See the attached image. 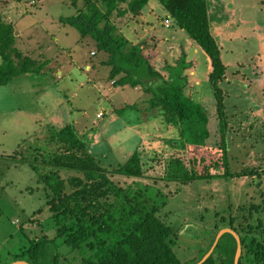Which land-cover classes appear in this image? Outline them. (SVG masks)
<instances>
[{"label":"trees","instance_id":"obj_1","mask_svg":"<svg viewBox=\"0 0 264 264\" xmlns=\"http://www.w3.org/2000/svg\"><path fill=\"white\" fill-rule=\"evenodd\" d=\"M148 1L84 0V5L77 7L72 0L77 12L59 17L58 21L74 27L81 39L91 37L96 45L93 54H103L100 64L108 68V78L114 80L113 85L139 86L148 95L146 111L158 109L164 122L177 130L178 136L170 137L168 146L159 150L149 147V142H139L123 163L111 167L103 165L89 152L87 141L74 125L69 123L61 128L48 125L44 136L37 137L35 143L15 149L12 154L1 155L0 161L10 159L26 163L34 172L37 186L26 189L43 191L54 234L48 236L38 219H30L38 223L40 235L37 230L32 238L24 233L27 244L17 251L7 250L0 264L15 261L29 264H184L173 249L178 229L173 230L165 223L160 213L170 196L157 183L188 185L196 180L255 175L260 178L264 174V170L254 167L239 171L230 167L226 137L229 122L225 93L219 86L225 78L226 66L221 48L210 31L206 0L158 1L166 12L163 20L183 30L209 58L206 82L215 100L218 118L220 141L216 148L205 143L209 137L208 112L187 90L185 70L190 62L186 61L183 49L174 64L165 60L163 67L157 68L153 63L155 38L149 36L132 42L117 31L114 16L126 13L138 16ZM15 37L14 24L0 17V86L20 76L39 74L42 69L34 58L15 48ZM133 107V104H126L114 111L121 114L124 109ZM202 150L214 153L209 155ZM3 172L0 169V176ZM3 186L0 184V193ZM232 208V203L228 202L223 211L215 212L207 249L191 264L206 255L224 227L239 237L241 253L236 264H264V197L247 206L236 204ZM61 244L69 247L68 253L56 252ZM236 249L234 235L224 232L200 264H234ZM71 252L78 256H71Z\"/></svg>","mask_w":264,"mask_h":264},{"label":"rangeland","instance_id":"obj_2","mask_svg":"<svg viewBox=\"0 0 264 264\" xmlns=\"http://www.w3.org/2000/svg\"><path fill=\"white\" fill-rule=\"evenodd\" d=\"M152 4L156 8L151 9ZM206 4L210 30L223 45L220 52L228 73L219 86L226 92L230 167L234 171L244 167L262 171L264 69L256 79L255 71L260 62L264 63V0H206ZM75 5L82 7L84 0H75ZM76 6L72 0H0L1 20L14 24L15 48L42 65L39 74L20 76L0 86V158L35 143L37 137L44 136L48 125L57 128L69 123L74 125L87 141L89 152L103 165L111 167L123 163L139 142H149V147L159 150L168 146L170 137L178 136L177 130L164 122L158 109L146 111L148 97L145 96L148 95L142 97L141 88L119 87L111 94L113 84L109 83L108 68L100 66L103 54H93L95 41L91 37L81 39L74 27L58 21L59 17L74 15ZM165 15L158 0H149L138 16L126 13L114 16L113 22L117 31L132 42L155 36L159 54L154 63L161 65L164 59L173 61L182 48L178 43L182 40H176L179 33L174 32L178 28L171 22L166 23ZM164 35H170V40H163ZM202 56H197V63L203 64ZM89 65L94 67L88 69ZM104 81L99 89L98 84ZM199 87L200 101L208 112L209 137L205 143L216 148L220 138L215 100L208 95V86L200 84ZM126 104L134 107L124 109L121 114L113 112ZM0 169L4 171L0 176V184L4 185L0 193V260H3L7 250L17 251L27 244L26 234L32 238L33 232H38V223L30 219H38L50 237L54 230L43 191L26 189L37 186L29 166L7 159L0 161ZM157 184L170 196L160 213L165 223L173 230L178 229L173 249L184 264L197 261L206 251L212 238L215 212L223 211L228 202L235 208L236 204L247 206L264 197V174L260 178L255 175L196 180L188 185ZM37 209L40 211L36 213ZM227 229L230 228L221 230ZM214 242L206 255L212 251ZM68 251L69 247L64 244L56 249L62 255ZM71 253L78 256L76 252ZM67 259L72 258L67 256Z\"/></svg>","mask_w":264,"mask_h":264},{"label":"crops","instance_id":"obj_3","mask_svg":"<svg viewBox=\"0 0 264 264\" xmlns=\"http://www.w3.org/2000/svg\"><path fill=\"white\" fill-rule=\"evenodd\" d=\"M154 8H156V4H154V5L152 4L151 9H154ZM147 14H149V11L147 12ZM209 18H210V12L208 14V21H209V24H210ZM174 32H178L179 33L178 35L176 34L178 36V38L176 40H182V42L181 41L178 42L179 43V46L182 47L181 49H183V51L185 53V59H186V61H189L190 62V66L185 70V73H186L187 79H188L187 90H188L189 93H191L193 96H195L198 100H201V96H200L201 90H200L199 85L200 84H205V86L207 87V85H206L207 84V82H206L207 81V75H208V72L210 70V61H209V58L206 56V54L200 49V47L196 43H194L192 40H190L188 38V36L183 32V30H181V29L178 28V31H174ZM164 37H165V39H163V40H166V41H169L170 40V35H167V36L164 35ZM153 38H155V36H153ZM217 42L219 43L220 48H221L223 46L222 43L220 42V40H218ZM158 45H159V42H156V50H157ZM180 53H179V55H180ZM154 54H155V56H154V60H155V57L159 54V52L155 51ZM220 54H221V58H222V53L220 52ZM199 55H203L202 57H204L203 58V64H199V63L196 62L197 56H199ZM177 57H175L173 61H171V62L169 61V63L174 64L175 59ZM154 60H153V63H154ZM165 60L168 61L167 59H164L162 61V64L161 65H156L157 68H162L163 65H164ZM206 61H209V63L206 62ZM242 65L243 64H240V66H242ZM259 65H258V69H257L258 71L255 69L256 70L255 71V73H256L255 79L256 78H259V76L257 75L259 72H260V74L263 73L264 63H261L260 62ZM90 66H92V65H89L88 66V69L90 68ZM100 66H103V65L100 64ZM93 67L94 66H92V68ZM226 69H227V67H226ZM237 71L238 70H236V72ZM59 74H61V72H59ZM227 75H228V73H227V71H225V78H224V80H226ZM200 79H201V82H199ZM113 81L114 80H110L109 83L112 85L113 84ZM104 83H105V81L102 82V84H98L99 89H100V86L101 85H104ZM96 85L97 84L94 83V86H96ZM119 87L124 88V87H127V85H124V86H114L113 85L112 86V89L113 90H112V93L111 94L117 92L118 89H119ZM135 88H136V90L140 89L139 86L138 87H135ZM261 88L263 89V92H264V83L261 85ZM206 89L208 90V95H210L211 94V91L208 88H206ZM141 93H142L141 94L142 97H143V95H147L143 91H141ZM100 96H103L104 97V101L107 100L104 95L100 94ZM139 96H140V94H139ZM225 96H226V92H225ZM145 97H148V96H145ZM260 105H263V104L260 103ZM121 106L122 105H119L118 107H121ZM113 112H115V111L113 110Z\"/></svg>","mask_w":264,"mask_h":264},{"label":"water","instance_id":"obj_4","mask_svg":"<svg viewBox=\"0 0 264 264\" xmlns=\"http://www.w3.org/2000/svg\"><path fill=\"white\" fill-rule=\"evenodd\" d=\"M231 232L233 235H234V237H235V239H236V243H237V249H236V253H235V259H234V264H236L237 263V260H238V258H239V256H240V253H241V247H240V241H239V237H238V235L233 231V230H231V229H227V230H220L219 232H218V234H217V237H216V239H215V242H214V244L216 243V241H217V239H218V237L222 234V233H224V232ZM209 255V253L207 254V255H205L197 264H200L207 256ZM10 264H29V263H26V262H24V261H15V262H12V263H10Z\"/></svg>","mask_w":264,"mask_h":264},{"label":"built area","instance_id":"obj_5","mask_svg":"<svg viewBox=\"0 0 264 264\" xmlns=\"http://www.w3.org/2000/svg\"><path fill=\"white\" fill-rule=\"evenodd\" d=\"M166 23H167V21H165ZM166 25H168V24H166Z\"/></svg>","mask_w":264,"mask_h":264}]
</instances>
